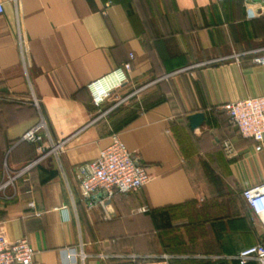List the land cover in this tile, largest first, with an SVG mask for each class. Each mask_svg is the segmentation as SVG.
<instances>
[{"label":"crops","instance_id":"0c3cea01","mask_svg":"<svg viewBox=\"0 0 264 264\" xmlns=\"http://www.w3.org/2000/svg\"><path fill=\"white\" fill-rule=\"evenodd\" d=\"M0 2V225L9 241L26 239L39 264L162 255L168 264H237L238 251L264 243L240 195L264 182V140L255 152L222 109L264 97V66L251 61L264 53L255 1ZM117 69L122 83L94 107L89 84ZM196 113L203 123L190 131ZM41 118L48 134L22 141ZM113 135L151 180L105 212L88 211L80 168ZM68 251L85 257L68 260Z\"/></svg>","mask_w":264,"mask_h":264},{"label":"built area","instance_id":"2783aa9c","mask_svg":"<svg viewBox=\"0 0 264 264\" xmlns=\"http://www.w3.org/2000/svg\"><path fill=\"white\" fill-rule=\"evenodd\" d=\"M220 1V0H217ZM246 4L250 0H242ZM257 5V14L264 17V0L254 2ZM108 4V3H107ZM3 5L0 2V13ZM232 57L237 59V55ZM251 61L264 66V53L253 56ZM130 64L123 65L128 69ZM117 78V82L111 80ZM123 80L121 69L95 80L89 84L91 102L94 107H99L107 97L116 89ZM110 82V83H109ZM228 117V122L235 127L238 136L250 139L254 143V151L258 152L263 147L264 140V97L251 96L225 103L222 107ZM43 133L48 134L44 120L29 129L21 140L28 143L42 141ZM223 150H229V144H221ZM55 148L52 147V151ZM31 165H27L8 178L4 186L11 184L15 179L23 176ZM82 178L79 184L80 196L86 210L100 208L104 212L107 205L116 195H125L140 190L151 180L147 167L140 163L138 155L127 150L117 135L111 137L108 146L101 149L95 160L84 164L80 168ZM241 199L250 213L264 227V182L247 187L241 192ZM29 206L32 208L33 203ZM65 209V208H63ZM68 260L84 259V254L68 251L64 253ZM168 256L149 258L136 264H168ZM233 259L237 264H246L253 261L264 264V243L260 240L256 244L238 251ZM0 264H39L34 260V251L26 239L11 242L6 238L5 230L0 225Z\"/></svg>","mask_w":264,"mask_h":264},{"label":"water","instance_id":"95a60500","mask_svg":"<svg viewBox=\"0 0 264 264\" xmlns=\"http://www.w3.org/2000/svg\"><path fill=\"white\" fill-rule=\"evenodd\" d=\"M252 1H258V0H252ZM188 122V127L190 131L196 130L201 124L203 123V114L196 113L190 116H187L186 118Z\"/></svg>","mask_w":264,"mask_h":264},{"label":"bare ground","instance_id":"6f19581e","mask_svg":"<svg viewBox=\"0 0 264 264\" xmlns=\"http://www.w3.org/2000/svg\"><path fill=\"white\" fill-rule=\"evenodd\" d=\"M117 80H119V79H117V78H113L111 81L113 82V83H115V82H117ZM110 83V82H109Z\"/></svg>","mask_w":264,"mask_h":264}]
</instances>
